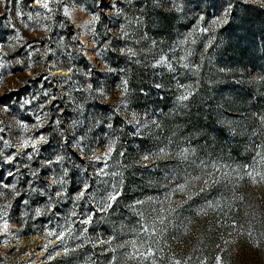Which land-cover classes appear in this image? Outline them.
<instances>
[{
  "label": "rangeland",
  "instance_id": "374dc122",
  "mask_svg": "<svg viewBox=\"0 0 264 264\" xmlns=\"http://www.w3.org/2000/svg\"><path fill=\"white\" fill-rule=\"evenodd\" d=\"M49 3L0 0V264H264V0Z\"/></svg>",
  "mask_w": 264,
  "mask_h": 264
},
{
  "label": "snow or ice",
  "instance_id": "6c2138e0",
  "mask_svg": "<svg viewBox=\"0 0 264 264\" xmlns=\"http://www.w3.org/2000/svg\"><path fill=\"white\" fill-rule=\"evenodd\" d=\"M4 2H5V14H4V15H5V18H6V17H7V0H4ZM59 2L64 3L65 0H59ZM35 3H36L37 5H39L40 7H42V8H44V9H47V10L51 11L49 0H35ZM103 6H104V5H103V0H101L100 7H103ZM113 7H115V5H113ZM232 8H233V5L229 2L228 5H227V6L225 7V9H224V16H227V15L231 14V13H232ZM64 11H65V13H67V12H68V8L65 7V8H64ZM38 14H39V13H37V15H38ZM27 18H28L29 20H31L33 17H32L31 14H29ZM98 19H99V14H97V13H95V12L91 13V19H89V20L86 22L85 27H87V28H89V30H91V27H92L93 23H94L96 20H98ZM219 22H221V18H220V17H217L215 20L212 21L213 24H216V23H219ZM223 22L226 23L227 21L224 20ZM25 26H27V25H25ZM13 31H18V30L14 28ZM204 31H208V29H204ZM240 38H241V39H244L243 36L240 37ZM74 39H75V37H74ZM81 43H82V42H81ZM28 46L31 47V45H28ZM129 51H131V50H129ZM132 55H135V53L133 52ZM181 59H183V58H181ZM162 62H163V60L158 61V63H162ZM169 66H170V65H169ZM184 67L187 68L188 65L185 64ZM72 71H73L72 68H69V69H68V73H71ZM48 75H49V77H50V76L52 75V73L49 72ZM47 78H48V77H44V76L41 77V79H44V80H46ZM124 83H125V85H126V84H127V81H125ZM88 87L91 88L92 86L89 84ZM157 87H159V85H157ZM182 87H183V86H182ZM126 90H127V89H126V87H125V91H126ZM45 95H48V94L45 93ZM192 95H193V93L189 92V93H187L186 95H181V96L179 97V99H180L181 101H186V100H188V99L190 98V96H192ZM55 99H56L55 97H52V100H53V101H55ZM37 120H39V117H37ZM56 122L59 123V121H56ZM38 126H39V125H34V127H38ZM109 127H111V125H109ZM41 142H46V137H44L43 135H40L38 139H32V140H31V145H30V146L33 148V151H35V149H36V145H37L38 143H41ZM28 146H29V144H28V142L26 141V142L24 143L23 147L27 148ZM111 151H112V149L109 148L108 152L105 153V158H107V156H109V155L111 154ZM187 151H188L187 149H184V152H187ZM25 154L27 155V157H28L29 160L32 159V157H33V152H26ZM17 158H18V157H17V155H16L15 152L9 153V154H7V156H4L3 154H0V163H3V164H10V165H13V167H15L14 161H16ZM144 159H148V157H145ZM56 160H57V162H59V161L63 160V157H61V156H57V157H56ZM97 160L99 161V157H97ZM49 163H50V161H49ZM107 167H108V165H107V162H106V159H105V162L103 163L102 167L99 169V174H100V175H105V174H107V173H105V169H106ZM7 174H8L9 176H14V173H12L11 171L8 172ZM33 175H36V173H33ZM113 175H115V174L113 173ZM249 175H251V173H249ZM261 178H264V177H261ZM253 179H256V177L254 176ZM57 182H58L57 180H53V181H51V183H53V184H55V183H57ZM205 183H206V182H205ZM0 187L8 188L9 186H8L7 184H5V185H0ZM12 187H15V186L13 185ZM88 187H89V185L84 184V185H83V189L77 194V196L75 197V199H76V200L81 199V197L84 196V194H85V190H86ZM203 190H204V189H201V191H203ZM113 191L115 192V187H114V186H113ZM55 195H56V196H62L63 193L57 191V192L55 193ZM119 195H120L119 192H115V194H110V195L108 196V201H115ZM25 203H27V201H25ZM137 203H142V202L138 201ZM111 207H112V204H111L110 202H108V203H104V202H102L99 211L103 212V211H106L108 208H111ZM37 214H39V212H37ZM73 215H75V214H73ZM6 216H7V214L5 213V216L2 218V219H3V223H4V228H5V232L3 233L4 236H7V235H8V231H7V229H8V221H7ZM90 220H91V216H89V217H88L87 219H85V220H82L81 223L87 224V223L90 222ZM160 223H164L163 218L160 219ZM86 230H87V229H85V231H86ZM48 235H49V236H53V235H55V236H56V239H57V240H60V241H62L63 238H64V234H63V232L57 233V232H55L54 230L49 231V232H48ZM101 243H104V242L101 241ZM45 247H47V246H45ZM68 251H69V249L64 248V249L62 250V252H58L57 255H61V254H63V253H67ZM29 255H32V254H29ZM49 258L51 259L52 257L49 256ZM176 264H180V262L177 261ZM216 264H222V262H221V260H220L219 257L216 258Z\"/></svg>",
  "mask_w": 264,
  "mask_h": 264
},
{
  "label": "trees",
  "instance_id": "16d2710c",
  "mask_svg": "<svg viewBox=\"0 0 264 264\" xmlns=\"http://www.w3.org/2000/svg\"><path fill=\"white\" fill-rule=\"evenodd\" d=\"M21 198L24 199L22 192H21V195L18 196V199H21ZM122 214L124 215V212H122ZM104 228H105V226H101L100 231H99L100 235L99 234L98 235L101 236L104 239L105 243L101 244L100 247L94 248L96 251L103 250L104 248H106V246L108 244V243H106V238L107 237H106V234L104 232V230H105ZM126 230H127V225L124 224L123 227H122V231L124 232ZM75 243H76V241H75V238L73 236L71 238V241H70L69 245L70 246H74ZM111 252L112 251L107 252L106 256H110ZM113 252H114L116 260L112 264H136V259H132V257L128 256V254H129L128 250H123L119 246H115V248L113 249ZM71 254H72V252H71ZM97 257L101 258L102 256H98L97 255ZM140 264H141V262H140Z\"/></svg>",
  "mask_w": 264,
  "mask_h": 264
}]
</instances>
